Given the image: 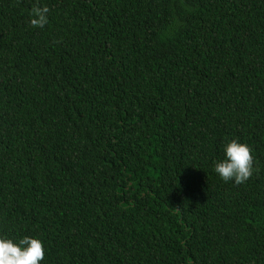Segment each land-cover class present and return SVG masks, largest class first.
Listing matches in <instances>:
<instances>
[{"label":"trees","instance_id":"trees-1","mask_svg":"<svg viewBox=\"0 0 264 264\" xmlns=\"http://www.w3.org/2000/svg\"><path fill=\"white\" fill-rule=\"evenodd\" d=\"M0 234L41 264H264V0H0Z\"/></svg>","mask_w":264,"mask_h":264},{"label":"clouds","instance_id":"clouds-1","mask_svg":"<svg viewBox=\"0 0 264 264\" xmlns=\"http://www.w3.org/2000/svg\"><path fill=\"white\" fill-rule=\"evenodd\" d=\"M47 8L32 10L33 26L43 27L47 23ZM224 156L213 162V171L223 182L245 183L254 171L251 148L238 139L223 145ZM45 258L43 241L36 237L23 236L13 239L0 234V264H41Z\"/></svg>","mask_w":264,"mask_h":264}]
</instances>
